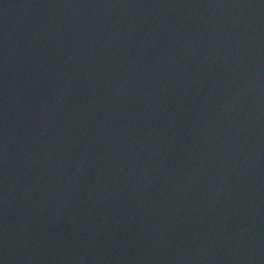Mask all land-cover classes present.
<instances>
[{"label": "water", "instance_id": "obj_1", "mask_svg": "<svg viewBox=\"0 0 264 264\" xmlns=\"http://www.w3.org/2000/svg\"><path fill=\"white\" fill-rule=\"evenodd\" d=\"M0 264H264V0H0Z\"/></svg>", "mask_w": 264, "mask_h": 264}]
</instances>
